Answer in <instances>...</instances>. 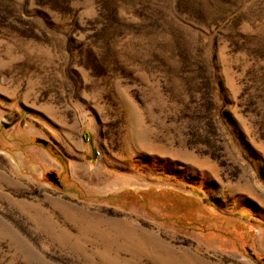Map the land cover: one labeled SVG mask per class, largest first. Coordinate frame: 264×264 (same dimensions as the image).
<instances>
[{
    "label": "rangeland",
    "instance_id": "obj_1",
    "mask_svg": "<svg viewBox=\"0 0 264 264\" xmlns=\"http://www.w3.org/2000/svg\"><path fill=\"white\" fill-rule=\"evenodd\" d=\"M0 264H264V0H0Z\"/></svg>",
    "mask_w": 264,
    "mask_h": 264
},
{
    "label": "water",
    "instance_id": "obj_2",
    "mask_svg": "<svg viewBox=\"0 0 264 264\" xmlns=\"http://www.w3.org/2000/svg\"><path fill=\"white\" fill-rule=\"evenodd\" d=\"M51 179L53 180V182H58L57 178L55 177V173H52L50 175Z\"/></svg>",
    "mask_w": 264,
    "mask_h": 264
}]
</instances>
